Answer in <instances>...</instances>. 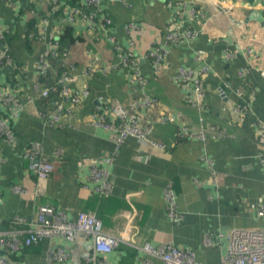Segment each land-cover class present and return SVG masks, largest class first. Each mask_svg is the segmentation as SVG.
Segmentation results:
<instances>
[{"label":"crops","instance_id":"crops-1","mask_svg":"<svg viewBox=\"0 0 264 264\" xmlns=\"http://www.w3.org/2000/svg\"><path fill=\"white\" fill-rule=\"evenodd\" d=\"M83 2L61 0L45 26V39L28 40L29 21L35 18L40 25L49 16V0L40 5L0 0V51L6 48L13 59L0 65V112L13 131L11 141L0 133V229H13L15 217L30 222L38 207L50 205L70 222L78 213L90 212L109 233H125L128 243L103 255L108 264H141L143 243L171 244L191 250L201 264H219L229 234L264 227L259 212L264 205V0H100L94 26L74 17L79 40L69 47L63 64L73 78L70 87H85L88 96L62 116L60 126H52L39 115L49 106L39 101L45 88L35 64L48 37H58L70 26V6ZM103 18L110 25L98 27ZM128 24L134 25L129 33ZM173 29L193 31L195 39L170 45L155 71L150 52ZM122 54L134 61L121 64ZM204 65L210 70L203 81L201 112L188 105L175 72L179 66L199 71ZM136 71L155 99L141 112L143 122L152 125L150 141L139 145L127 138L118 144L115 133L89 116L103 112L106 100L124 106L138 100L141 92L132 80ZM15 76L11 88L10 77ZM8 95L20 104L16 116L2 103ZM182 130L205 139L176 141ZM32 142L41 145L54 166L48 179L37 180L28 169L24 153ZM89 162L108 173L112 191L103 200L91 191ZM167 187L173 191L176 222L166 210ZM56 243L46 239L40 251L23 248L10 262L48 264V248ZM62 245L69 248V263L84 264L91 251L83 236Z\"/></svg>","mask_w":264,"mask_h":264},{"label":"built area","instance_id":"built-area-1","mask_svg":"<svg viewBox=\"0 0 264 264\" xmlns=\"http://www.w3.org/2000/svg\"><path fill=\"white\" fill-rule=\"evenodd\" d=\"M29 1L32 2L31 4H41V0ZM83 4L91 12L86 14L81 8H69L70 25H74V17H81L94 26V20L97 12H99L97 10L100 0H84ZM60 6V0H49V15L56 13ZM49 19V16H44L40 20L39 37L41 39H45V26L49 24ZM102 20L103 22L101 21V24L97 25L98 27L105 28L110 25L108 19L103 18ZM133 27V24H128L126 32L129 33ZM195 36L193 31L183 33H179L175 29L167 31L164 43L154 46L150 52L154 70L157 71L165 60L170 45H175L180 40L192 41ZM1 39L2 35L0 33V41ZM116 49L118 50V48ZM59 56L58 38L49 36L47 47L40 54L35 64L38 74L44 77L50 69V59ZM62 57L63 59L65 58V61H63V64H65L67 59L66 52L63 53ZM120 60L123 65L131 64L134 61L129 54H122ZM12 61L13 59L6 48L0 51V65H10ZM209 70L206 65L202 66L199 71L179 66L175 72L178 86L186 93L188 105L201 112H205L201 101L205 95L203 81ZM132 80L141 92L138 100L133 101L128 106H124L116 100H106L103 104L105 110L91 114L89 119L95 125L115 133L118 144H121L127 138H134L139 145H145L150 141L152 125L149 122H143L141 112L148 110L155 99L147 90V81L139 71L134 73ZM72 81L73 78L64 68V71L56 81L61 87V98L50 101L49 110L39 113L48 124L60 126L62 116L66 112L70 115L73 107L77 106L88 96V89L85 87L72 89L70 87ZM35 90L39 92L40 87L35 86ZM49 93V90L45 88L38 94L42 98H47ZM2 103L6 106L10 116L17 115L20 104L13 95L2 97ZM65 104H68V109L65 108ZM6 120H8V117L1 116L0 112V133L11 141L13 140V131L7 125ZM185 137L205 139L203 134L195 135L192 131L182 130L177 133L176 141ZM260 139L264 140V127L260 131ZM154 146L160 149L167 148L164 144L158 143H154ZM25 150L24 156L27 159L29 171L35 175L37 180L48 179L54 171V166L43 156L41 145L38 142H32ZM58 153L56 152V154ZM261 163L264 165L263 157ZM88 165L90 167L89 181L92 182V193L109 196L112 186L109 183L107 171L97 166L94 162H89ZM15 190L19 191V188ZM164 200L169 217L173 222H176L173 191L169 187L164 190ZM259 212L264 215V205ZM13 223L15 226L9 231L0 229V264H12L10 262L12 254L22 251L23 248L38 245L46 239L58 241V244H52L48 248V264H65L69 257V248L66 245H62V242L64 241L66 244L73 243L79 236L86 237L91 244V251L84 256L85 262L90 264H108L104 260L103 255L110 254L122 243H128L125 233L111 234L106 231L102 221L94 213L82 211L78 213L75 221L70 222L64 213L56 211L50 205L38 207L35 219L30 222L25 218L15 217ZM139 249L145 255L141 264H201L196 261L195 255L191 250L171 244L154 247L149 243H143ZM219 264H264V227L260 229H236L229 234L227 250L221 257Z\"/></svg>","mask_w":264,"mask_h":264},{"label":"trees","instance_id":"trees-1","mask_svg":"<svg viewBox=\"0 0 264 264\" xmlns=\"http://www.w3.org/2000/svg\"><path fill=\"white\" fill-rule=\"evenodd\" d=\"M75 6H77V8H81L82 11H84L87 14L89 12H91V10L89 8H87L85 5H81V4H79V6H78V4L72 5L70 7H75ZM56 13L50 14L49 15L50 19H53V17L56 15ZM101 21L103 22V20H101ZM27 27H28V30H27L28 40H30V38H32V37L37 38V36L39 38V25L37 24V21L35 18H32L29 21ZM57 38H58V50H59L60 56L57 58H51L50 59V69L47 71V73L41 79L43 82L42 84H43L44 88L48 89L50 92L47 98H39V101H40L41 105H43V107L46 104L49 106L50 101H52L54 99H60L61 98L60 97V88L61 87L58 84V82H56V81H57V78L60 76L59 74L62 73L63 69H64L63 61H65V58L63 59L62 56H63V53H65V52L67 54L69 47L79 40L77 37H75L73 25L65 27ZM16 78H17L16 76L10 77L11 88H15L13 86L16 82ZM146 87H147V82H146ZM1 116H3V113H1ZM94 195H96L100 200H103V196H101L97 193H94ZM32 247H36V249L38 251H40L41 250V243L38 245L32 246ZM32 247H30V248H32ZM65 264H75V263L67 262ZM84 264H90V263L84 262Z\"/></svg>","mask_w":264,"mask_h":264}]
</instances>
